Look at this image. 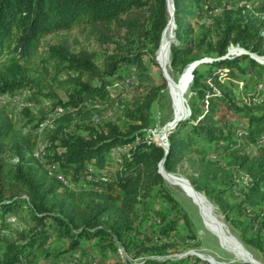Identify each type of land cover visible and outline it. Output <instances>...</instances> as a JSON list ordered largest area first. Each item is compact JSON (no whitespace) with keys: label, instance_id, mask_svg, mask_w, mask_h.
I'll use <instances>...</instances> for the list:
<instances>
[{"label":"trees","instance_id":"obj_1","mask_svg":"<svg viewBox=\"0 0 264 264\" xmlns=\"http://www.w3.org/2000/svg\"><path fill=\"white\" fill-rule=\"evenodd\" d=\"M214 1L223 2L217 13H212ZM171 2L178 40L169 45L171 73L185 72L191 60L212 59L192 69L189 114L167 129L164 154L145 138L148 109L163 84L143 50L158 45L157 52L166 42V0H0V95L27 93L16 110L23 133L0 113V264H37L40 255L58 259L74 248L90 252L88 264H210L192 253L167 256L192 244L179 240V223L189 239L194 234L186 212L164 186L158 162L163 157L162 167L172 171L189 149L199 153L187 157L196 171L190 181L206 194L211 182L227 186L239 172L248 177L238 197L218 206L228 217L245 219L240 239L264 250V143L256 154L246 151L247 142L264 133V104L247 103L222 79H242L249 71L248 78L264 77V62L245 53L220 58L229 43L264 54V0ZM206 9L210 13L204 15ZM128 65L138 67L140 82L122 86L124 96L119 91L110 96ZM44 100L48 107L40 106ZM107 100L118 103L115 116L80 123L68 117L66 108ZM56 106L66 109L59 120L67 124L44 130L36 156L37 124ZM234 122L243 126L231 129ZM10 136L16 161L7 165L1 155ZM114 146L127 150L116 151L119 167L111 171ZM209 153L217 159L206 157ZM58 173L68 185H93L69 188ZM245 205L253 213L244 212ZM6 213L14 215L16 225Z\"/></svg>","mask_w":264,"mask_h":264},{"label":"rangeland","instance_id":"obj_2","mask_svg":"<svg viewBox=\"0 0 264 264\" xmlns=\"http://www.w3.org/2000/svg\"><path fill=\"white\" fill-rule=\"evenodd\" d=\"M215 5V7L212 9V13H217L220 11L221 7L223 6V2L214 1L212 3ZM204 15H207L210 13V10L206 9L203 11ZM170 16V14H169ZM172 26V23L170 21L169 23ZM166 25V24H165ZM195 25V23H193ZM264 31V27L261 31V33ZM171 29V34H172ZM161 37V36H160ZM172 41L176 44L178 40L175 39V37L172 38ZM264 43V39L262 40ZM173 43V42H172ZM159 44V43H158ZM164 45V44H163ZM162 45V46H163ZM162 46L160 48H162ZM158 45L156 48H154L152 51H148L146 49L143 50L145 53V59H152L158 69V72L160 74V81L162 82V87L157 90V93L153 100L151 101V104L148 109V120L149 124L144 128L145 131V138L152 140L154 143L158 145H164L167 142L166 133L167 130L163 131V127L166 123L170 122L173 117L178 118L179 120H182L186 118L189 114V97H190V90L189 86L187 90H183L181 87H179L180 82L184 76L185 72H175L174 74L171 73V69L168 66L169 61V51L168 54L165 56L164 63H160L157 58V53L160 50V48L157 50ZM240 50H245V54L249 56V52L253 54L256 58L260 59V61L264 60V54H258L252 51H249L246 48H243L242 46L235 44V43H229L226 47V57H231L233 55L241 54L244 52H239ZM250 57V56H249ZM256 58L254 60H256ZM258 61V60H257ZM138 73V67L135 65H128L127 71H126V78L116 81L113 86L110 87V96L114 95L115 93H118L120 96L125 95V88H122V86L126 87L127 85H134L137 84L139 81L137 74ZM251 71L247 73L240 74V78L236 79H227L222 78L224 83L230 85L232 91L234 93H239L240 96L247 102V103H254L258 105L264 104V77L260 76L257 78L256 76H251V78H248L249 75H251ZM165 76H167L168 82H164ZM166 80V79H165ZM170 81V82H169ZM168 83V84H167ZM230 83V84H229ZM190 85V84H189ZM26 91L22 90L15 94H6L3 93L0 95V113L4 115L7 119H10L12 123H14V128L16 130L23 131L25 130L24 127L20 126V123L22 120H18L16 110L18 109L17 106L20 104L21 99L26 96ZM59 97L64 99V92L59 91L58 92ZM115 96V95H114ZM113 96V97H114ZM7 101H9L7 104H5ZM49 103L47 100L41 101L40 106L48 107ZM39 106H34V109H38ZM69 112L68 117L74 123H80L82 120L90 119H96L98 116H115V114L118 112V103L116 100H107L104 101L103 104L93 103L91 101H87L85 104H83L81 107H75V108H66ZM63 107H61V110L59 111V115L54 116L50 119V122L46 127L39 130L36 129V142H35V148L37 147V143L42 141V136L44 130L48 128H52L56 126L59 122L61 124L66 125L67 120H59L62 119V115L64 111H66ZM66 111V112H67ZM261 111H263V108L261 107ZM63 113V114H62ZM178 120V121H179ZM177 121V122H178ZM175 124V123H174ZM174 124H171L169 127L174 126ZM243 125L237 122L232 123L231 129H238V127H242ZM263 134L262 132L257 135L255 142H247L246 144V151L249 155L256 154V147L261 145L258 143V137ZM13 138V136L9 137L8 142L5 144V150L3 152L2 159L3 161L8 165L10 163L15 162V155L12 153V150L10 149V141ZM193 143H190L188 145L192 146ZM117 150L125 151L127 150L126 147H118L114 146L110 149V153L112 155V158L110 159V162L108 163V167L112 170H115L119 167V156L116 153ZM179 159L174 164V168L172 171H166L163 167V170L160 169L159 165L157 170H160V175L162 177V182L164 186L167 188L169 193L177 200V202L182 206L183 210L186 212L187 219L189 226L194 234L193 239H189L185 234L186 227L184 222H181L177 225L175 232L179 237L180 241H188L192 244L185 248L184 250H181L180 252H172L168 254V257H178L181 255H184L185 253H192L195 254L201 258L206 259L210 264H222L229 260H241L240 257H236V255L231 251L226 244L223 243L221 237L214 233L208 226V217L206 216V213L204 212L202 206L195 201L188 193L184 191L180 186L170 183L167 181L163 176L165 174H170L175 177L178 181L183 183L186 187L191 189L189 184L192 186L193 191L198 193L199 195L203 196V199L205 202L210 206V211L215 215V217L221 221V223L227 228V230L230 232V234L234 237V239L246 250L252 257L259 261L261 264H264V250L257 249L252 244H247L243 242L240 239V233L243 229V226L245 225V219L240 220V216L238 218H232L231 215L226 216L223 211L218 206V203H225L228 202V199L230 201V198L238 197L240 195V188H243L248 181V177L244 173H237L233 175L232 180L228 181V185L225 186V184L220 183L218 181L211 182L208 187L211 191V194H206L202 190L195 188L193 183H191L190 178H193L196 175V171L193 168V165L190 163V161L187 159L188 156L199 158V153H197L194 149H189V151H185L179 155ZM211 160L217 159L218 154L215 153H209L207 155ZM205 158V157H204ZM52 168L57 170L58 168L54 165H52ZM106 166H104L100 171L104 172L106 170ZM162 171H165L164 175H162ZM59 174V173H58ZM61 175V174H60ZM89 177V176H88ZM68 182V181H67ZM67 182H62L63 185L71 186L69 188L73 189H87L90 188L93 184L87 183L84 181H81L80 184L77 186L74 185H68ZM198 183V182H197ZM208 195H211L208 196ZM232 195V196H231ZM218 202H217V201ZM262 209H264V199L262 201ZM242 210L246 213H253L251 207L249 205H245V207H242ZM6 219L12 223V225H16L17 222L15 220L14 215L11 213H6ZM153 218L150 219L149 222H152ZM249 231V230H248ZM248 233V232H247ZM82 244H85V241H82ZM69 253V254H68ZM90 256V252L83 251L82 248H74L70 251H65L61 258H54L51 254L48 255H40L39 259L37 260V264H59L60 262L62 264H88V257ZM93 259V258H92ZM60 261V262H59Z\"/></svg>","mask_w":264,"mask_h":264},{"label":"bare ground","instance_id":"obj_3","mask_svg":"<svg viewBox=\"0 0 264 264\" xmlns=\"http://www.w3.org/2000/svg\"><path fill=\"white\" fill-rule=\"evenodd\" d=\"M170 11V10H169ZM170 14V13H169ZM170 23V21L168 22ZM171 25H168L167 28V39L165 44L160 48V50L157 53V58L160 63H164L165 56L168 54L169 51V45L171 43L170 35H171ZM164 30V29H163ZM163 32V31H162ZM186 73L184 74L179 87H181L183 90H187L190 81H191V68L190 64L186 67ZM166 81L168 82L167 76H165ZM170 82V81H169ZM168 84V83H167ZM165 173L162 171V175ZM167 181L170 183H174L178 186H180L186 193H188L195 201H197L203 208L204 212L206 213V216L208 217V226L209 228L214 232L217 233L224 244L228 246V248L233 251V253L236 255V257L245 258L250 261L251 264H261L259 261L255 260L248 251H246L230 234V232L227 230V228L219 221L215 215L210 211V206L205 202L202 195H199L195 191L189 189L186 187L183 183L175 179L174 176L170 174H165L163 176Z\"/></svg>","mask_w":264,"mask_h":264},{"label":"water","instance_id":"obj_4","mask_svg":"<svg viewBox=\"0 0 264 264\" xmlns=\"http://www.w3.org/2000/svg\"><path fill=\"white\" fill-rule=\"evenodd\" d=\"M166 7H167V10L169 11V13H170V18L168 19V21H171V23H172V26L174 25V23H173V20H172V2H171V0H166ZM167 21V22H168ZM167 22H166V24H167ZM163 30V29H162ZM162 33V32H161ZM174 37V34L172 33L171 35H170V39L172 40V38ZM226 52V51H225ZM239 52H246L245 50H240ZM249 56L251 57V58H256L255 56H253V54H251V52H249ZM223 57H226V54L224 53V54H222L221 56H220V58H223ZM212 58H210V57H203V58H200V59H194V60H191V61H189V62H187V63H189L190 64V68H191V71H192V69L194 68V66L197 64V63H199V62H201V61H210ZM258 60V62H264V60H262V61H260V59H258V58H256V61ZM186 63V64H187ZM185 64V65H186ZM184 65V66H185ZM191 77H192V73H191ZM179 119L178 118H174L173 117V119L170 121V122H168V123H166L165 125H164V127H163V131L162 132H164V131H166L168 128H169V126L171 125V124H174V123H176L177 121H178ZM163 147V149H164V154H165V152L167 151V142H166V144L164 145V146H162ZM162 159H163V157H162ZM162 159L158 162V165H159V167H160V169H162L163 170V168H162ZM157 171H159L160 172V170H157ZM189 186L191 187V189H193L192 188V186L189 184ZM241 260H243V261H247L249 264H251L250 263V261L248 260V259H245V258H241Z\"/></svg>","mask_w":264,"mask_h":264},{"label":"built area","instance_id":"obj_5","mask_svg":"<svg viewBox=\"0 0 264 264\" xmlns=\"http://www.w3.org/2000/svg\"><path fill=\"white\" fill-rule=\"evenodd\" d=\"M60 110H61V106H56V107H54L53 110H52L47 116H45L43 119H41V120L38 122V124H37V129L41 130V129H43L44 127H46V125L49 124L50 119H51L52 117L59 115V111H60ZM257 140H258V143L262 145V144L264 143V133L261 134V135L258 137ZM164 145H165V144H164ZM164 145L162 144V145H160V146L162 147V146H164ZM41 150H42V145L39 144L38 147L34 150V154L37 156V155L40 153ZM56 177H57L58 179H60L62 182H67V180H66L62 175H60V174H56ZM67 184H68V182H67ZM13 218H14V217H13ZM117 249H118V253H119L120 257L123 258V252H122V250H121L119 247H118ZM94 260H95V259H92L91 262H94ZM59 262H60V261H59ZM59 264H62V263L60 262Z\"/></svg>","mask_w":264,"mask_h":264}]
</instances>
